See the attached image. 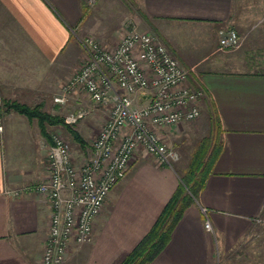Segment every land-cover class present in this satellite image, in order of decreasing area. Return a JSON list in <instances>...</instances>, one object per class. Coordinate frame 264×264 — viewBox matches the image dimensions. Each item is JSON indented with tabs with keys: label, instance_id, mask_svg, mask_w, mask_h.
Returning <instances> with one entry per match:
<instances>
[{
	"label": "crops",
	"instance_id": "1",
	"mask_svg": "<svg viewBox=\"0 0 264 264\" xmlns=\"http://www.w3.org/2000/svg\"><path fill=\"white\" fill-rule=\"evenodd\" d=\"M98 1L0 0V79L22 78L8 81L16 87L5 89L6 97L44 103L48 112L61 114L49 83L60 79L61 88L78 68L84 52L77 32L107 48L112 45L104 38L117 33V26L107 36L96 30L101 19L91 10ZM128 2L136 25L155 31L188 70V84L204 89L198 121L207 114L221 146L205 188L151 264H264L258 255L264 251V70L243 68V58L236 57L251 27L254 10L247 6L256 0ZM229 29L242 38L240 47L220 46V31ZM69 47L75 52L71 67L62 59ZM71 102L81 105L77 97ZM3 119L0 264H43L51 208L34 187L48 176L51 144L36 120L16 112ZM189 123L162 128L163 141L185 136ZM178 171L137 154L129 176L95 219L92 241L72 242L63 264H118L156 222L180 184ZM202 207L213 232L205 228Z\"/></svg>",
	"mask_w": 264,
	"mask_h": 264
},
{
	"label": "built area",
	"instance_id": "2",
	"mask_svg": "<svg viewBox=\"0 0 264 264\" xmlns=\"http://www.w3.org/2000/svg\"><path fill=\"white\" fill-rule=\"evenodd\" d=\"M240 42L236 30L220 31L223 49L238 48ZM80 45L84 52L81 68L53 100L63 105L68 94L82 88L93 102L111 103L112 109L93 142L91 156L82 164L73 161L66 140L53 137L48 176L34 187L51 208L43 264H63L72 242L92 240L95 219L140 150L161 165L173 166L179 155L157 130L198 119L205 95L204 89L188 84V70L155 34L133 29L113 48L92 37L81 38ZM82 116L69 115L66 121L75 123ZM202 212L205 228L213 232L208 210L202 207Z\"/></svg>",
	"mask_w": 264,
	"mask_h": 264
},
{
	"label": "rangeland",
	"instance_id": "3",
	"mask_svg": "<svg viewBox=\"0 0 264 264\" xmlns=\"http://www.w3.org/2000/svg\"><path fill=\"white\" fill-rule=\"evenodd\" d=\"M127 3H129L128 0H99L98 3L91 10L92 13H95L97 15V20L101 19L100 20L101 24H98L99 26L96 27V30L102 33L103 35L104 32H106L105 35L110 34L109 30L111 29V27L112 28L115 26L118 27L116 31L117 33L114 34L115 36L113 38H110L107 35H106L107 37L104 38V39L106 38L108 39L107 40L109 41L108 43L112 45L111 48L115 47L120 42L122 36L125 33L133 29L152 33L159 37V35L155 31H152L145 26L139 27L136 25V23L134 22V18H132V14L128 13L129 7ZM247 8L254 10V13L252 15L249 14L248 23L250 24L249 26L251 27L248 36L246 38V41L244 42L245 44H243V48L240 50L239 54L236 55V57L240 56L241 58H243V62H241L240 65L243 68H248L250 70H255V69L264 70V0H256V4L252 2V5L247 6ZM247 15L248 14L246 13L245 17ZM77 36H78V41L80 43V39L83 38L82 34L77 32ZM92 38L101 44L99 38L95 36H92ZM110 40L112 41L110 42ZM241 43H242V38L240 45ZM101 45L103 46V44ZM73 52L74 51H72L71 48L69 47L66 50L65 54H63L65 58L62 59H64L65 64L69 67L73 66L74 64L73 62L75 61V52L74 53ZM82 52H83V48H82ZM244 58H246L247 61ZM83 61H84V57L81 59L78 68L71 74L70 78L79 71ZM70 78L65 83L63 82L64 84L62 85L61 88L58 87V81L60 79H56L54 83L51 82L49 83V86L52 85L54 86L52 90V93L53 92L54 93L51 96L52 99H54L56 95H59L61 93V90L67 85ZM11 80L21 82L22 78L17 77L15 79H2V78L0 79V117L2 118V120H4L3 118L5 116V113L6 114L11 113V112H4L3 110H1V106L3 105V99L10 98L9 95L8 97H6L4 93L5 89L9 90L12 89V87H16L8 83V81ZM75 97H77L78 100L80 101L81 104L80 106H78L77 104H71L72 98ZM27 101H30V99H27ZM53 103L55 104L54 100ZM31 105H35V104H31ZM62 107L63 109L61 111V115H64L65 117H68L69 115L77 116L78 114H83V116L77 119V121L75 122V127L81 132L82 136L86 139L88 146L82 148L78 143H76L73 140L72 136L62 127H58V128L51 127L52 135H53L52 137L56 135L66 140L70 145L73 161L76 164H82L91 156L93 142L98 136L101 129L103 128L106 121L109 119L112 105L111 103H102V104L95 103L90 99L89 95L85 92V90H83L82 88H78L72 91L71 94H68L67 101L65 104L62 105ZM100 107L101 110H98ZM186 129L187 131L185 132V136H179V137L175 136L171 138L169 141L167 140L165 142L170 149H173L179 155V159L173 164V167L177 168V170H180V172L178 171V174L185 173V171L192 163L196 151L198 150L199 146L203 143L202 141L204 140V138L210 136V134L214 131L215 126L208 119L207 114H204L201 118V121H198V119H196L195 121L189 123V126ZM157 131L162 136V129H158ZM50 144L52 145L53 143L51 142ZM144 153L147 152L140 150L137 154L143 155ZM129 174H127V176L123 180H125L129 176ZM118 188H119L118 184L114 186L109 196H111V193L116 195L118 192ZM258 255L260 256L261 260H263L264 262V251L263 253L262 251H260Z\"/></svg>",
	"mask_w": 264,
	"mask_h": 264
},
{
	"label": "trees",
	"instance_id": "4",
	"mask_svg": "<svg viewBox=\"0 0 264 264\" xmlns=\"http://www.w3.org/2000/svg\"><path fill=\"white\" fill-rule=\"evenodd\" d=\"M195 88L199 89V87ZM1 110L16 112L31 121L36 120L42 136L50 143H53L51 127H62L82 148L88 146L86 139L75 127V123H68L64 115L48 112L44 103L31 105L17 99L4 98ZM202 142L188 169L183 174L179 173L180 184L152 228L118 264H151L168 245L186 209L199 198L205 188L210 169L220 152L221 146L215 142L213 132Z\"/></svg>",
	"mask_w": 264,
	"mask_h": 264
}]
</instances>
